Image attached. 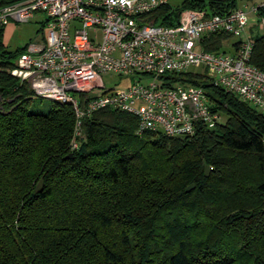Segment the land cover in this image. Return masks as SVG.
Returning a JSON list of instances; mask_svg holds the SVG:
<instances>
[{"label":"trees","instance_id":"16d2710c","mask_svg":"<svg viewBox=\"0 0 264 264\" xmlns=\"http://www.w3.org/2000/svg\"><path fill=\"white\" fill-rule=\"evenodd\" d=\"M236 6L168 0L147 18L172 25L186 8ZM255 14L264 20V5ZM3 30L0 264H264L263 112L205 73L166 74L168 85L203 87L225 120L213 128L197 122L181 137L139 134L137 116L102 108L83 120L84 138L71 151L72 106L53 101L46 112L29 110L33 91L10 73L27 45L7 49ZM250 37V62L264 71V33ZM230 38L205 36L203 47L229 51Z\"/></svg>","mask_w":264,"mask_h":264},{"label":"built area","instance_id":"2783aa9c","mask_svg":"<svg viewBox=\"0 0 264 264\" xmlns=\"http://www.w3.org/2000/svg\"><path fill=\"white\" fill-rule=\"evenodd\" d=\"M168 0H13L0 5V29L44 13L41 43L18 54L10 73L34 96L70 104L75 124L70 150L79 147L86 117L102 108L138 118L137 133L192 135L197 122L222 123V113L203 87L166 84L164 75L200 65L211 81L264 113V71L251 60L249 14L264 1L226 12L186 8L172 25L147 16ZM226 33L239 39L229 51L205 50L202 39ZM124 77V86L106 88L102 75Z\"/></svg>","mask_w":264,"mask_h":264},{"label":"rangeland","instance_id":"374dc122","mask_svg":"<svg viewBox=\"0 0 264 264\" xmlns=\"http://www.w3.org/2000/svg\"><path fill=\"white\" fill-rule=\"evenodd\" d=\"M264 0H238V7L244 8L245 5L252 6V4H259ZM174 5H180L182 0H169ZM46 15L41 12H37L34 18L29 22L10 23L3 30V43L9 50H15L19 47H24L31 43H41L43 31L46 30L44 19ZM248 34L254 36L256 34L264 33V20L259 19L254 12L249 14ZM238 37H231L229 42L234 43L238 40ZM228 49H231L229 46ZM16 60V59H15ZM14 60V64H15ZM189 72L203 74L204 69L200 65L191 66L188 68ZM103 83L106 88H113L118 86H124L128 83V80L124 77H119L114 72H107L102 75ZM53 104L51 99L33 96L28 104L30 111L46 112ZM222 120H225V116L222 114ZM84 138V134L82 133ZM81 137V139H82ZM72 138V137H71ZM71 140V139H70Z\"/></svg>","mask_w":264,"mask_h":264},{"label":"water","instance_id":"95a60500","mask_svg":"<svg viewBox=\"0 0 264 264\" xmlns=\"http://www.w3.org/2000/svg\"><path fill=\"white\" fill-rule=\"evenodd\" d=\"M68 156H72V154L70 153ZM204 169H205V173H206V175H208L209 172H210V166L205 164V165H204ZM193 186H194V184L189 185V186L187 187V190H190L191 188H193Z\"/></svg>","mask_w":264,"mask_h":264}]
</instances>
